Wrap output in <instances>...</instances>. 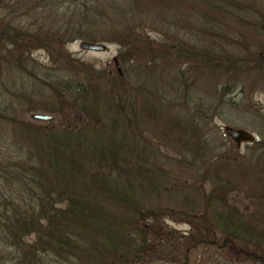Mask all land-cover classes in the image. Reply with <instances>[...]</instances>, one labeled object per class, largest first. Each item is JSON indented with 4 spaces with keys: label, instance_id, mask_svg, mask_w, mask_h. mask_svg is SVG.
<instances>
[{
    "label": "trees",
    "instance_id": "obj_1",
    "mask_svg": "<svg viewBox=\"0 0 264 264\" xmlns=\"http://www.w3.org/2000/svg\"><path fill=\"white\" fill-rule=\"evenodd\" d=\"M34 1L38 3L33 11L41 12L34 19L37 25H46L51 32L58 26L54 34L55 40L54 43L51 42V33L46 37L33 36V32H29L31 35L23 33L22 41H25V44L12 43L18 49L24 47L25 50L31 51L35 48L47 49L59 45V51L62 53L61 45L65 43H62L61 35L63 32L66 34L65 27L70 30V36H75L70 42L86 39L81 32L77 36L76 26L87 31V25L93 24V21L98 22L103 15L104 12H96L102 5L116 12L113 14L115 19L119 13H136L134 19L139 21V33L134 31L131 41L129 39L132 30L129 26L123 25V30H109L108 33L111 34L110 42L119 46L120 65H130L134 69L129 79L132 82L139 80V86L135 88L120 86L118 82L114 84L120 94L119 99L127 97L128 100L131 99L133 106L131 108V104L126 102V109H122L121 104H104L102 111L114 113L115 119L100 130L95 128L97 120L92 119L97 102L88 104L89 87L76 85L74 88L61 90V95L63 93L72 97V102H68V105L78 115L86 118L85 124L91 119L94 127L79 130L75 125L67 126L61 129L60 135L26 129L30 137L23 139L33 150L30 160L34 158L35 162L30 161L27 167L2 163L0 176L6 186H38L41 196H34L35 189L30 188L34 198L26 208L12 206L6 210L0 209V240L7 241L9 249L17 250L18 256L24 254L23 261L25 260L26 264H32L40 253L65 262L71 257L80 264H115L119 261L140 262L141 255H147L149 251L156 253V244L152 243L156 234L163 237L161 244L175 242L174 253L177 255L178 248L183 245L188 249L199 244L213 245V234L218 230L224 236L225 244L238 243L242 248L249 250L254 259L262 260L264 264V217L248 215L241 218L238 213L227 209L225 204L226 196L237 192L248 182L251 189L259 190L255 191L258 194L254 205L262 202L264 209V154L263 162L261 165H255L256 167L253 165L258 159L251 162L252 158L248 161L249 165L242 164L239 158L231 157L225 158V162L220 160V164L216 153L223 150L216 149L217 139L205 136L207 115L219 108L225 96L232 94L236 88L242 93V88L252 75L258 77L259 73L264 74L262 52H249V55L243 58L234 57L232 52L226 54L219 51L220 41L211 40L214 37L222 38L226 33L225 30L219 33L214 27H225L223 21L237 19L233 9L237 1L191 0L193 5H190V0H125L122 3L124 8L118 9V3H108L107 6L104 0H60L64 6H67V3L74 6L78 2V10L75 14L67 13L62 19L59 17L61 22L54 17L53 22L56 25L48 22L53 16L44 15V3L54 0ZM91 10L96 13L97 18ZM179 10L185 18L189 16L202 24L203 29L197 31L200 36L195 32L191 33L193 28L188 29L187 24L182 27L181 25L185 24L183 19L177 18L175 21L173 18L174 33L179 36L177 41H173L171 36L169 41L167 38L153 41L147 37L145 29L143 30L145 22L140 21V15L159 14L155 17L161 15L160 18L165 19L162 23L164 25L169 18L176 17ZM31 15L34 16L33 13ZM33 16L30 17L32 20ZM107 16L103 15L105 20L98 24L100 29L108 21ZM73 26L75 28H72ZM182 32L184 34L180 35ZM187 35H196V39L202 38L200 41L203 42L206 38L207 43L205 46L198 43L194 45L192 40L188 42L185 39ZM5 56L9 57V54L6 53ZM185 68H188L187 71ZM187 72H192L189 84ZM152 75L156 82L163 80V76L169 77L163 80L167 81V92L153 83L149 84L154 87H149L147 80ZM199 77L205 82L204 85H207V88H202L206 94L205 101L194 94L193 89L202 91L197 84ZM142 83L146 85H141ZM165 83L161 82L163 87ZM137 102L139 112H136ZM191 110L199 121L195 120V116L191 118ZM129 112L132 117L128 116ZM137 113L138 123L142 114L157 124L162 123V137H173L172 143L181 148L180 152L176 150L183 158L174 165L176 172L181 169L180 164H184L188 166L187 170L193 175V179L199 176V181L207 180L206 183L210 184L208 197L195 195L192 201L193 197L185 196L184 200L180 201L183 206L188 203L191 210L198 206L196 201L202 205L199 215L190 210L185 213L193 224H199V233L191 237H184L180 233L163 228L161 221H151L152 230L142 224L161 218V212L150 213L149 208H146L147 204L163 192L165 185L173 183L162 170L156 168L154 160L150 162V157L154 154L148 141L142 140L141 126L139 143L137 134H132V127L139 125L136 120ZM199 122H202V125ZM81 130L82 133L79 132ZM254 145L258 144L254 143L252 146ZM235 149L233 148L234 152ZM185 152L189 158L184 157ZM108 172L114 173L115 178L111 179ZM194 182L198 181L195 179ZM55 197L58 199H54ZM29 235H34L36 239L28 250L23 251L26 237ZM131 249L135 252L131 253Z\"/></svg>",
    "mask_w": 264,
    "mask_h": 264
},
{
    "label": "rangeland",
    "instance_id": "obj_2",
    "mask_svg": "<svg viewBox=\"0 0 264 264\" xmlns=\"http://www.w3.org/2000/svg\"><path fill=\"white\" fill-rule=\"evenodd\" d=\"M92 1L95 2L94 0ZM104 1H106L107 6H109L108 3H118V9L124 8L122 3L125 0ZM236 1L238 7L235 5L233 9L236 11L237 19L231 18L223 21L225 27L223 25L214 27L218 30L217 32L222 33L225 30L224 32L226 33L222 38L217 37L216 39L214 37L211 40L213 42L220 41L219 43L221 44L218 45L219 51L222 53L225 52L226 54L227 52H232L234 57L243 58L249 55V52H262L264 54V0ZM37 3L34 0H0V42L2 41L0 43V165L4 163L6 165L17 164L27 167L30 165V161L31 163L35 162L34 158L30 160L32 157L30 153L33 150L29 148L23 139L24 137H30L26 129L59 133V135L61 129L67 126L75 125L79 130L82 128L93 129L92 127L94 125L91 119L85 124L86 118L78 115L68 105V102H72V97L71 95L63 93L61 95L60 92L62 89L74 88L76 85L82 88L89 87L90 97L88 104L91 105L92 102H97V104L95 103V107L97 108L93 109L95 114L92 119L97 120L95 128L100 130L106 125H109V123L114 122L115 119L114 113L112 114L110 112V115L109 113H105L104 110L102 111L104 104L107 105L110 102H113L114 105L121 104L120 107L122 109H126V102L131 104V99L128 100L127 97L126 99H119L120 94L117 92L114 84L118 82L117 84L120 86H135V88L139 86V80L132 82L129 79L130 73L134 69L130 65H120L118 61L119 46L117 43L110 42L111 34L108 33L109 30H123V25L129 26V29L132 30L129 39L131 41V36L134 31L139 33V21L134 19L136 13H119L115 19L113 14H116V12L102 5L101 9L99 11L96 10V12L100 14L104 12V16L105 14L109 16H107L108 21L103 24L104 26L100 29L98 25L105 20L103 15L97 20L98 22L93 21V24H88L87 26L89 27L85 28L87 31L80 30L79 28L81 27L76 26L77 36L81 32L86 39H77L72 42H70V39H73L75 36H70V30L65 27L66 34L63 32L61 35L62 43H65L61 45L63 47L62 53L59 51V45H54L47 49L35 48L31 51L25 50L24 47L18 49L12 43L25 44V41H22L23 33L30 34L29 32H33V36L43 35L44 37L51 33L53 35L51 42L54 43V34L58 26L55 27L54 32H51L46 25H37L34 19L41 13L38 10L33 11ZM87 3L91 4L90 1H87ZM191 4L192 1L190 0ZM66 5L64 6L63 3H60V0L44 3V12H46L44 15L53 16L48 19L49 24H55L53 22L54 17L61 22V19L67 13H77L78 8L76 5L69 6V3ZM203 8L206 7L203 6ZM238 9L240 10L239 12L237 11ZM91 11L94 17L97 18L95 16L96 13L93 10ZM178 12L179 14H176V17L169 18L164 25L162 23H164L165 19L163 17L160 18L161 15L158 18L155 17V15L159 14L154 13L151 16L150 14L143 13L140 15V21L145 22L143 24V30L145 29L147 37L153 41H160L165 38L169 41V36H171L173 37V41H177L176 39L179 36H176L177 34L175 35L174 33L173 18L175 21L177 18L183 19L182 21L185 24L181 26L186 27L187 24L188 29L192 27L193 31L191 33H197V31L203 29L202 24L198 23L197 20L189 16L185 18L182 15L183 12L181 13L180 10ZM184 14L186 15V13ZM211 14H213V11ZM32 16L34 17L33 20L30 18ZM27 17L29 20H27ZM257 23H259L258 26L256 25ZM72 28H75V26ZM183 34L182 32L180 35ZM197 34L200 36L199 33ZM190 37V35H187L185 39L188 42L192 40L194 45L198 43L205 46L207 43L206 38L203 42L200 41L202 38L196 39V35ZM82 41L104 44L107 49L104 52L83 51L79 47ZM6 53L9 54V57L5 56ZM187 69L185 68L186 71ZM187 73V84H189L192 79V72ZM119 77L121 81H119ZM154 78L153 75L148 78V85H150L149 83H153L158 88H163L167 92V83H165L167 81L163 80L169 77L163 76V80L160 79L159 82L154 81ZM253 79L256 81L253 82ZM161 82L165 83L164 87ZM197 84L201 89L207 88V85H204L205 82L200 77ZM141 85H146V83H142ZM149 87L154 86L150 85ZM203 89L202 91L199 89L193 90L199 99L205 101L206 94L203 93ZM193 90L191 91L192 93ZM242 90L241 93L239 88H236L232 94L225 96L219 108L214 110L215 112L207 115L208 118L206 120L208 124L205 136L211 139H217L215 144L216 149L223 150V152L219 151L220 153H216V158H219L218 162L220 160L225 162L227 161L225 158L228 159L231 157V159L239 158L242 160V164L249 165L248 161L252 158L250 160L251 162L258 159L253 165L258 166L263 162L262 157L264 154V74L259 73L258 77L252 75ZM130 106L132 108L133 105L131 104ZM138 109L139 102L136 105V112ZM190 112L191 118H194V112L192 110ZM31 114L48 115L53 120L49 123L36 122L30 119ZM131 114L129 112L128 116L132 117ZM196 117L195 120L199 121V118ZM136 118L137 124L139 125L132 127L133 129L131 128L134 131L132 134H137L139 143V126H141L140 128L143 131L142 140L148 141V145L153 151L152 154H154L150 157L152 158L150 162L154 160L153 162L156 168L162 170L166 177L170 178V182L173 183L171 185H165L163 192L153 198L150 204H147L148 206L146 208H149L148 211L150 213L154 211L155 214L161 212V218L148 220L146 223L142 222V224H145L144 227L148 230H152L151 221H161L160 223L163 228H167L178 234L180 233L184 237H191L199 233L197 230L199 224H193V221L185 213L190 210L194 214L199 215L202 212L201 203L196 201L195 203L198 206L194 210H191L189 209L188 203L183 206L180 204V201L184 200L185 196L193 197L191 198L192 201L195 195L202 194L203 197H208L210 184L206 183L207 180L199 181L200 177H196V175L195 179L198 182H194L193 175L188 172V166L184 164H180L182 167L176 172L174 165L178 164L177 162L183 158L181 154L176 152V150L180 152L181 148L172 143L173 137L169 136L167 139L162 137V123L157 124L153 119L146 118L144 114L142 116L140 115V123H138L139 113L136 114ZM199 124L202 125V122H199ZM225 127L245 130L255 136L256 142L254 143L258 145L252 146L254 143L251 145L242 144L238 150L235 149L234 143L224 133ZM21 129L23 130L20 131ZM118 130L120 131V128ZM79 132L82 133V130ZM181 153L183 154V152ZM184 157L189 158V155L187 156L185 152ZM136 163L139 165L138 161ZM220 164L222 163L220 162ZM108 174L110 173L108 172ZM110 177L111 179L115 178L114 173H111ZM28 186L29 188L27 185L6 186L0 176V209L6 210L12 206L26 208L30 202H33L34 196H41V192L38 191V186L36 188L31 184ZM30 188L35 189L34 196ZM255 191L259 192L258 189H251L247 182L237 192L235 191L226 196V208L238 213L241 218H246L248 215L264 217L263 203L261 200V204L256 203L254 205L255 197L258 194ZM56 197L54 199H58ZM159 234H161V231H159ZM175 235L177 236V234ZM213 235L212 241H215L213 245L199 244L189 249L183 245L178 248V253L175 255V242L161 244L163 237L161 238V236L156 234L155 241H152V243L156 244V253L149 251V254L141 255L140 262L122 263L119 261L115 264H263L262 260L254 259V256L249 253V250L242 248L238 243L225 244V238L218 230ZM35 239L36 237L34 235L26 237V244L23 246V251L28 250L30 244ZM16 251L9 249L7 241L2 242L0 240V264H26L24 262L25 260L23 261L24 254L18 256ZM130 252L134 253L135 250L131 249ZM40 254L36 255L32 264H80L71 257H69V261L66 260L65 262L51 256ZM18 258L20 259L18 260Z\"/></svg>",
    "mask_w": 264,
    "mask_h": 264
},
{
    "label": "water",
    "instance_id": "obj_3",
    "mask_svg": "<svg viewBox=\"0 0 264 264\" xmlns=\"http://www.w3.org/2000/svg\"><path fill=\"white\" fill-rule=\"evenodd\" d=\"M79 47L81 50L88 52H104L107 49L104 44L89 43L84 41L80 42ZM30 119L41 123H49L53 120L51 116L42 114H31ZM224 133L236 145L237 148H239L242 143L255 142V138L244 130H237L230 127H225Z\"/></svg>",
    "mask_w": 264,
    "mask_h": 264
}]
</instances>
